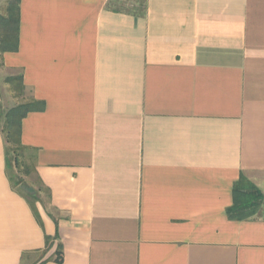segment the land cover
Listing matches in <instances>:
<instances>
[{
	"label": "crops",
	"instance_id": "1",
	"mask_svg": "<svg viewBox=\"0 0 264 264\" xmlns=\"http://www.w3.org/2000/svg\"><path fill=\"white\" fill-rule=\"evenodd\" d=\"M112 1L19 0L0 67L44 104L21 140L47 201L40 223L0 127V264L46 236L44 264H264V199L228 212L240 180L264 193V0Z\"/></svg>",
	"mask_w": 264,
	"mask_h": 264
},
{
	"label": "trees",
	"instance_id": "2",
	"mask_svg": "<svg viewBox=\"0 0 264 264\" xmlns=\"http://www.w3.org/2000/svg\"><path fill=\"white\" fill-rule=\"evenodd\" d=\"M19 13V0L9 2L5 14L0 13V58L4 53L15 52L19 48ZM7 82L12 84L17 82L15 89L23 95L25 85L21 75L10 76L7 78ZM43 108V102L32 99H26L9 108H3L0 103V127L5 141L6 170L12 186L28 198L35 213V202L39 200L38 195L30 194L22 188L23 185L31 186L21 176V173L25 175L30 173L33 155L30 153V147L22 143L21 131L24 117L32 111H39ZM244 181L240 180L234 187V197L238 204L228 209L230 217L246 218L255 214L264 199L262 191L254 185H247ZM37 218L41 223L38 214ZM52 245L53 239L46 236L44 249L37 251L40 256L37 264H44L48 261L61 263L63 261L64 254L61 243L57 244L54 256L45 258Z\"/></svg>",
	"mask_w": 264,
	"mask_h": 264
},
{
	"label": "rangeland",
	"instance_id": "3",
	"mask_svg": "<svg viewBox=\"0 0 264 264\" xmlns=\"http://www.w3.org/2000/svg\"><path fill=\"white\" fill-rule=\"evenodd\" d=\"M11 1L13 0H0V13L1 14H5L6 8L9 2ZM143 1L144 0H113L112 3L117 8L122 7V9H127L130 11H136V10L138 11V10H141V8L143 7ZM19 74H20L19 70L11 71V70H6L0 67V87L2 89V94H3V103H2L3 108H9L27 99L25 98L26 97L25 89H24L23 95L20 94L18 91H16L15 85L17 84V82L13 84L7 82L8 76H12V75L19 76ZM31 162H32L31 164L32 168L29 169L30 173L28 175L21 173V176L24 177V179L29 185H31L33 188H36V189L38 188L41 191L42 201L45 202L47 201L46 192L44 188L41 186V184L39 183V181L36 179V175L34 172V160H32Z\"/></svg>",
	"mask_w": 264,
	"mask_h": 264
},
{
	"label": "water",
	"instance_id": "4",
	"mask_svg": "<svg viewBox=\"0 0 264 264\" xmlns=\"http://www.w3.org/2000/svg\"><path fill=\"white\" fill-rule=\"evenodd\" d=\"M22 188L28 193H34V189L30 186L23 185Z\"/></svg>",
	"mask_w": 264,
	"mask_h": 264
}]
</instances>
